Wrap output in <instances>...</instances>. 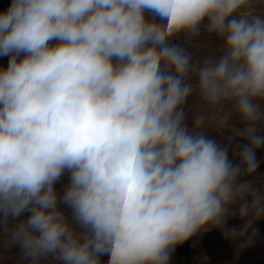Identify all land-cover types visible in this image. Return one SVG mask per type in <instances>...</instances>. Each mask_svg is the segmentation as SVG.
Here are the masks:
<instances>
[{"label":"clouds","instance_id":"clouds-1","mask_svg":"<svg viewBox=\"0 0 264 264\" xmlns=\"http://www.w3.org/2000/svg\"><path fill=\"white\" fill-rule=\"evenodd\" d=\"M204 33L217 52L194 59L185 42ZM0 56V234L17 264H169L229 215L245 221L234 240L264 218V186L242 179L264 147V0H12ZM193 95L207 112L190 122Z\"/></svg>","mask_w":264,"mask_h":264},{"label":"rangeland","instance_id":"rangeland-1","mask_svg":"<svg viewBox=\"0 0 264 264\" xmlns=\"http://www.w3.org/2000/svg\"><path fill=\"white\" fill-rule=\"evenodd\" d=\"M11 2L12 0H0V12L7 11ZM218 45V40L206 33L185 42V46L192 53L194 59L214 55ZM8 60V56H0V68H6ZM186 112L190 122H193L195 115L206 113L207 109L199 97L193 95L187 102ZM203 129L207 132H213L211 138L222 144L227 143L219 132H214L218 130L214 124L206 122ZM230 135H232L231 131L225 130L224 136ZM243 143L246 141L233 139L229 145V158L233 164L239 161L232 158V149L237 144ZM255 155L259 165L256 172L251 177L245 176L242 179L252 181L257 187L264 186V147L258 149ZM68 183L69 175L65 173L55 185L57 192L62 193ZM247 199L251 202V197ZM233 209L238 212L239 205H234ZM65 211L69 213L70 218V210L66 206ZM25 216L20 217V219H24ZM244 223L245 221L239 215H229L223 228H208L178 244L172 251L169 264H264V218L255 220L243 236H239L235 240L232 239L228 233L233 230L239 233ZM2 241L3 236L0 234V264H17L20 255L19 247L5 248ZM108 259L107 255L102 256V264H107Z\"/></svg>","mask_w":264,"mask_h":264}]
</instances>
